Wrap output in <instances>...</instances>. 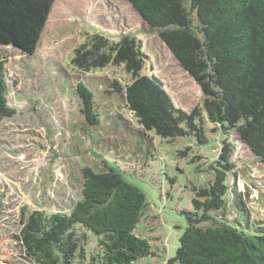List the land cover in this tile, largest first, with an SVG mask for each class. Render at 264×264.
Wrapping results in <instances>:
<instances>
[{"label":"trees","instance_id":"1","mask_svg":"<svg viewBox=\"0 0 264 264\" xmlns=\"http://www.w3.org/2000/svg\"><path fill=\"white\" fill-rule=\"evenodd\" d=\"M155 31L180 66L200 86L211 122L237 137L264 166V0H127ZM55 0H0V44L34 53ZM71 64L91 73L124 66L131 81L112 80V92L141 127L163 138L196 134L205 141L202 108L174 105L161 81L143 75L146 54L130 34L118 41L95 33L75 47ZM87 126L100 123L94 92L76 85ZM5 61L0 58V120L8 104ZM229 133V132H228ZM235 142L224 140L212 165L215 179L197 189L193 211L176 255L164 264H264V223L249 224L236 183ZM82 196L70 212L24 209L20 237L35 264H131L154 256L151 242L137 233L148 207L146 195L113 168L83 169ZM239 212L228 217L227 197Z\"/></svg>","mask_w":264,"mask_h":264},{"label":"rangeland","instance_id":"2","mask_svg":"<svg viewBox=\"0 0 264 264\" xmlns=\"http://www.w3.org/2000/svg\"><path fill=\"white\" fill-rule=\"evenodd\" d=\"M99 33L118 41L130 34L146 54L143 75L158 78L174 105L191 112L202 108L205 141L196 134L174 139L139 127L124 97L112 92V80L131 81L124 66L91 73L74 69V48ZM5 61L8 104L16 111L0 120V264H35L24 253L20 230L23 211L70 212L81 199L85 166H107L146 195L148 207L137 233L156 255L131 264H164L176 255L193 211L197 189L215 179L212 165L224 140L235 142L233 160L249 224L264 223V166L234 132L211 122L203 109L200 86L127 0H55L34 53L0 44ZM95 94L100 123L87 126L76 85ZM228 217L239 212L227 197Z\"/></svg>","mask_w":264,"mask_h":264}]
</instances>
